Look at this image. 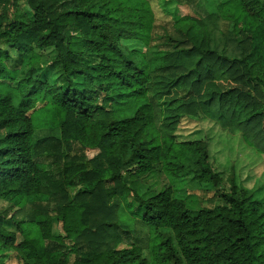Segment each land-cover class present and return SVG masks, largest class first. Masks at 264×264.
Returning <instances> with one entry per match:
<instances>
[{
	"label": "trees",
	"instance_id": "1",
	"mask_svg": "<svg viewBox=\"0 0 264 264\" xmlns=\"http://www.w3.org/2000/svg\"><path fill=\"white\" fill-rule=\"evenodd\" d=\"M171 1L195 12L160 20L148 0H0V256L264 264V184L223 179L206 141L176 135L202 118L264 157V0L207 12ZM158 169L191 175L223 204L189 208L170 185L139 192Z\"/></svg>",
	"mask_w": 264,
	"mask_h": 264
},
{
	"label": "rangeland",
	"instance_id": "2",
	"mask_svg": "<svg viewBox=\"0 0 264 264\" xmlns=\"http://www.w3.org/2000/svg\"><path fill=\"white\" fill-rule=\"evenodd\" d=\"M148 1L154 17L160 20H171L183 14L195 12V7L179 5L171 0ZM224 1L226 0H197L196 7L206 12L214 11L218 4ZM129 45L139 50L142 47V44L138 42H130ZM176 135L179 141L192 139L206 141L209 149V162L223 179L234 175L235 172L237 181H242L247 187L264 184V157L249 148L240 133L222 130L218 125L201 118L199 120L183 119L177 127ZM88 154L91 155L90 152ZM138 184V191L141 193L157 192L164 186L170 185L173 188L174 197L183 199L189 208L213 207L218 203L223 204L218 194L214 196V190H206L203 185L193 181L191 175L174 181L158 169L149 173ZM227 185L225 182L226 189ZM1 205L4 203L0 200ZM12 255L8 256L6 253L5 256H0V264H19L17 259L11 257Z\"/></svg>",
	"mask_w": 264,
	"mask_h": 264
}]
</instances>
